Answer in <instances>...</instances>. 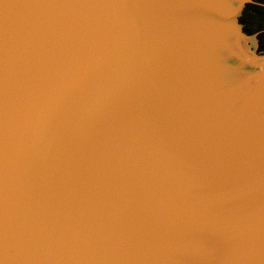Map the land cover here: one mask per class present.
I'll return each instance as SVG.
<instances>
[{"label": "water", "instance_id": "1", "mask_svg": "<svg viewBox=\"0 0 264 264\" xmlns=\"http://www.w3.org/2000/svg\"><path fill=\"white\" fill-rule=\"evenodd\" d=\"M255 0H0V264H264Z\"/></svg>", "mask_w": 264, "mask_h": 264}, {"label": "rangeland", "instance_id": "2", "mask_svg": "<svg viewBox=\"0 0 264 264\" xmlns=\"http://www.w3.org/2000/svg\"><path fill=\"white\" fill-rule=\"evenodd\" d=\"M242 20L246 24L245 29L249 34H255L260 31V46L258 49V52H260L264 49V11L258 12L257 8L250 5L244 12Z\"/></svg>", "mask_w": 264, "mask_h": 264}, {"label": "flooded vegetation", "instance_id": "3", "mask_svg": "<svg viewBox=\"0 0 264 264\" xmlns=\"http://www.w3.org/2000/svg\"><path fill=\"white\" fill-rule=\"evenodd\" d=\"M256 6V7H263L264 8V0H255V3H252V4H249L248 6H247V8L245 9V11L249 8V6ZM244 11V12H245ZM243 15H244V13H243ZM241 19H242V17H241ZM243 21V20H242ZM245 24V23H244ZM245 26H246V24H245Z\"/></svg>", "mask_w": 264, "mask_h": 264}, {"label": "trees", "instance_id": "4", "mask_svg": "<svg viewBox=\"0 0 264 264\" xmlns=\"http://www.w3.org/2000/svg\"><path fill=\"white\" fill-rule=\"evenodd\" d=\"M254 7L258 9V12H259V11H264V8H263V7H260V6H259V7L254 6ZM241 20H242V19H241Z\"/></svg>", "mask_w": 264, "mask_h": 264}]
</instances>
